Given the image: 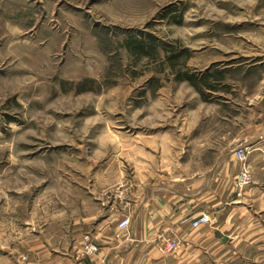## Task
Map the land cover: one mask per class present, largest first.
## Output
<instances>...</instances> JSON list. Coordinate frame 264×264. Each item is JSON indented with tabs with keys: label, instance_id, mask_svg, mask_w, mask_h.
Returning <instances> with one entry per match:
<instances>
[{
	"label": "rangeland",
	"instance_id": "1",
	"mask_svg": "<svg viewBox=\"0 0 264 264\" xmlns=\"http://www.w3.org/2000/svg\"><path fill=\"white\" fill-rule=\"evenodd\" d=\"M259 51L264 0H0V264L72 254L75 218L141 164L197 162Z\"/></svg>",
	"mask_w": 264,
	"mask_h": 264
},
{
	"label": "crops",
	"instance_id": "2",
	"mask_svg": "<svg viewBox=\"0 0 264 264\" xmlns=\"http://www.w3.org/2000/svg\"><path fill=\"white\" fill-rule=\"evenodd\" d=\"M258 58L256 79L243 81L255 84L251 96L241 87L236 104L240 113L220 118L210 113L200 119L189 144V152L200 154L197 162L188 164L190 157L179 164H141L145 170L131 177L128 193L99 197L98 210L75 218L72 254H45L33 264H264L263 51ZM246 72L243 80L252 74ZM223 96L221 104L232 108L229 93ZM218 122L224 123L221 137L233 138L230 142L219 145ZM238 147L249 152L253 173L252 184L244 189L237 186L242 169ZM202 153L210 154L207 161ZM203 214H209L211 222L195 227L193 222ZM126 218L131 222L123 228ZM170 241L178 246L169 249ZM88 242L99 247L97 253H77Z\"/></svg>",
	"mask_w": 264,
	"mask_h": 264
},
{
	"label": "built area",
	"instance_id": "3",
	"mask_svg": "<svg viewBox=\"0 0 264 264\" xmlns=\"http://www.w3.org/2000/svg\"><path fill=\"white\" fill-rule=\"evenodd\" d=\"M236 155L242 162V169L241 172L237 178V186L240 189H244L253 182V173H252V168L249 163V152H247L246 148L244 147H238L235 151ZM130 218H126L123 220L121 223V226L123 228H126L130 225ZM211 222V216L209 214H203L200 216L197 220L193 222V225L195 227H199L204 224H209ZM178 246L177 241H170L168 244L169 249H174ZM86 250L89 254L96 253L98 251V247L94 244H87L86 245Z\"/></svg>",
	"mask_w": 264,
	"mask_h": 264
}]
</instances>
